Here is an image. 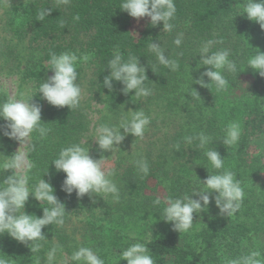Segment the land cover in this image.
Listing matches in <instances>:
<instances>
[{
	"label": "trees",
	"instance_id": "trees-1",
	"mask_svg": "<svg viewBox=\"0 0 264 264\" xmlns=\"http://www.w3.org/2000/svg\"><path fill=\"white\" fill-rule=\"evenodd\" d=\"M246 2L174 0V28L160 33L162 22L153 27L146 17L131 18L119 9L121 0H70L67 5L59 0H9L6 25L17 43H26L30 51L20 79L30 87V103L41 107V122L46 123L42 126L50 130L43 138L35 130L30 135L27 161L32 166L25 172L28 187L33 189L41 178L49 182L66 214L62 226L42 229L44 240L22 244L7 233L0 234V260L5 264H45L48 251L59 244L69 257L85 246L95 250L105 264H126L119 254L134 243H143L155 264H229L253 251L260 253L258 259L264 264V77L247 68L250 57L258 50L264 52V30L244 16ZM44 8L51 12L41 21L38 14ZM77 15L79 20L74 19ZM135 23L143 25L140 32L134 29ZM178 33L183 34L180 46L173 43ZM208 40L217 41L211 51L228 49L229 59L237 65L235 73L223 71L229 85L223 91L193 81L206 70L197 65L199 49ZM151 43H159L166 57L178 61V69L170 71L159 65L149 51ZM115 50L125 60L129 54L138 57L146 69L145 86L152 89L150 96L124 95L123 85L117 81L112 82V91L103 86ZM50 52L88 57L92 89L85 99L82 59L78 60L76 83L82 90L78 108L51 106L38 93L40 82L48 80L44 63ZM12 54L9 50L8 55ZM204 80L208 82L206 77ZM6 100L0 93V103ZM93 103L101 106L95 121ZM139 109L151 120L143 138L128 134L112 152L100 151L96 127L118 126L124 112ZM230 123L240 125L241 135L236 144L226 145L222 141ZM5 131L6 121L0 119V182L14 171L3 168L14 155V139L5 136ZM199 132L211 138L204 149L196 140L191 144L184 141ZM72 144L88 147L94 160L105 158L102 169L113 172L111 179L120 190L118 201L111 195L78 198L75 192L68 195L62 191L65 176L51 163L62 148ZM213 147L224 158V168L234 173L244 189L241 206L231 216L221 215L212 193L207 210L194 213L192 227L178 233L162 220L164 200L154 204L157 197L149 188L161 190L164 199L203 189L199 180L223 171L213 169L204 155ZM141 158L149 164L148 175L135 166L134 161ZM190 198L199 199L196 195ZM45 207L51 205L30 196L24 211L40 217ZM82 215L87 218L86 225L80 230L69 229L72 219ZM37 244L39 250L32 251Z\"/></svg>",
	"mask_w": 264,
	"mask_h": 264
},
{
	"label": "clouds",
	"instance_id": "clouds-1",
	"mask_svg": "<svg viewBox=\"0 0 264 264\" xmlns=\"http://www.w3.org/2000/svg\"><path fill=\"white\" fill-rule=\"evenodd\" d=\"M59 2L67 5L70 0H59ZM119 9L133 19L148 18L153 27L162 22L163 31L171 32L174 28L171 23L176 13L174 0H121ZM50 12L51 9H41L38 14L39 20L43 21ZM243 14L248 20L259 24L260 28L264 30V0H247L243 5ZM74 19L79 20V16H75ZM182 37L183 34L178 33L173 43L180 46ZM215 43L217 41L208 40L201 46L197 68H200L199 65H203L206 70L201 73L198 79L190 78L195 84L207 89L214 85L219 92L229 86L223 71L235 73L237 65L229 59L230 51L228 49L211 51ZM149 51L155 54L159 65L170 71L178 69V61L166 57L165 51L159 43H151ZM49 55L50 59L47 64L50 66L48 70L52 75L46 82H40L38 93L51 106L78 108L82 90L76 83L78 76L76 66L78 60L86 61L88 57H78L75 53L70 52H63L59 55L50 52ZM247 64V68L260 77H264V52L258 50L254 56L248 59ZM107 70L109 74L104 78L103 86L109 91H112V82L117 81L123 85L121 90L124 95L134 92V96L139 98L152 94V89L145 86V81L148 80L146 69L140 65L137 56L129 54L125 60L120 51L115 50L113 57L108 61ZM205 77L208 80L207 83H205ZM190 91L199 97L195 90ZM30 100L10 98L0 103V119L6 121L7 127L4 135L9 139H15L19 144L28 138L34 130L39 133L41 138L50 131L42 126L46 123L41 122V107L38 104L30 103ZM150 123V118L143 110H129L124 112L118 126L98 125L95 129V142L100 151L112 152L113 148H117L116 146L128 134L135 138H143ZM121 129H123V134ZM240 135V125L230 123L226 127L222 142L226 145L236 144ZM193 140L198 141V147L201 149L206 148L211 142V138L203 132L184 137V141L188 144H191ZM204 155L213 169H223V171L208 174L202 182L197 178L204 188L193 191L191 195L185 194L181 198L175 199L168 196L164 199L166 206L163 208L162 220L165 223H171L173 230L178 233L185 232L192 227L194 213L207 210L212 193L216 194L212 200L221 215L231 216L240 208L243 201L244 189L241 187L240 181L235 179L234 173L224 168V158L220 153L213 147L207 149ZM104 159L101 157L94 160L89 155L88 147L72 144L62 148L51 164L57 172L64 174L62 191L68 195L75 192L79 198L86 194L96 196L103 194L111 195L114 200L118 201L120 190L111 179L113 172L106 173L102 169V160ZM23 160L24 157L14 155L10 157L9 162L3 165V168L6 170L20 169L23 166ZM134 163L140 173L149 174L147 160L141 158L135 160ZM31 166L28 163L27 167L31 168ZM192 195L198 196L199 199L190 198ZM30 196L40 203L46 202L51 207L42 208L40 217L26 213L24 208ZM160 203L159 197L154 200V204L159 205ZM65 214V207L54 195L53 187L42 178L31 190L28 187L26 174L17 175L12 171V175L0 182V234L7 233L12 239L22 244L44 240L42 229L52 224L62 226ZM38 250V244L32 248V251ZM61 250V245H54L47 253V264H53L57 252ZM119 255L120 261H126V264H155L148 247L143 243H134ZM258 257H260V253L253 251L246 256L232 259L229 264H261ZM69 259L76 264H105V261L95 250L85 246L74 251ZM0 264H5V262L0 260Z\"/></svg>",
	"mask_w": 264,
	"mask_h": 264
},
{
	"label": "rangeland",
	"instance_id": "rangeland-1",
	"mask_svg": "<svg viewBox=\"0 0 264 264\" xmlns=\"http://www.w3.org/2000/svg\"><path fill=\"white\" fill-rule=\"evenodd\" d=\"M8 6L9 0H0V93L3 94L7 100L10 98L28 100L30 87L23 84L20 78L30 51L26 43H17L11 35L9 27L6 25L5 16ZM134 29L137 32H140L143 29V25L141 23H135ZM159 31L160 33L163 32L162 29ZM9 50L12 51V55H8ZM79 65L82 68V87L84 98L88 99L90 96L89 90L92 89L90 84L92 67H90V65H88L84 60H82ZM44 66L46 67L45 78L48 79L52 75L51 71L48 70L50 66L45 63ZM99 110H101V106L93 103L91 108L93 121L98 119ZM29 144L30 136L20 142V144L14 139V155L24 157L23 166L20 169H14L13 171L17 175H24L28 168L27 153ZM149 192L157 198L159 197L161 200H164V195L161 190L150 187ZM86 222V216L82 215L74 217L71 223H69L68 228L71 230H80L86 225ZM76 235H78V233H76ZM44 263L47 264V260ZM53 264H73V261L69 259V256H67L64 251H58Z\"/></svg>",
	"mask_w": 264,
	"mask_h": 264
}]
</instances>
